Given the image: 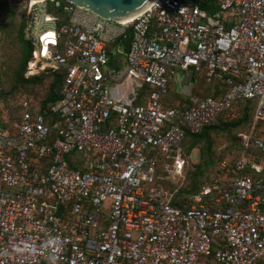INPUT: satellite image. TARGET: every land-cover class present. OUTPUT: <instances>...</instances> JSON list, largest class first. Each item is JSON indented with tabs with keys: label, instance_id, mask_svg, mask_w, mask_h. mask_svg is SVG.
<instances>
[{
	"label": "built area",
	"instance_id": "2783aa9c",
	"mask_svg": "<svg viewBox=\"0 0 264 264\" xmlns=\"http://www.w3.org/2000/svg\"><path fill=\"white\" fill-rule=\"evenodd\" d=\"M24 7L26 78L63 84L0 127V264H264V166L249 157L264 153V0H154L122 23L65 0ZM177 71L228 89L169 108ZM129 80L153 89L145 104L116 96ZM240 101L257 110L235 165L192 195L156 186L159 170L186 180V132L237 119Z\"/></svg>",
	"mask_w": 264,
	"mask_h": 264
},
{
	"label": "trees",
	"instance_id": "16d2710c",
	"mask_svg": "<svg viewBox=\"0 0 264 264\" xmlns=\"http://www.w3.org/2000/svg\"><path fill=\"white\" fill-rule=\"evenodd\" d=\"M25 0H0V103L6 102L9 96L17 95L21 92L30 91L36 86L42 85L47 81H51L46 97L40 102L41 108H46L52 103L58 101L55 95L57 87L63 84V76L61 73L57 74H41L36 77L26 78L28 70V63L32 59V46L25 38L26 27V9L24 7ZM28 1V0H26ZM122 41H118L111 48H118ZM130 41H124V46L129 48ZM120 55L112 58V66L120 70L121 64L117 63ZM115 65V66H114ZM197 77V76H194ZM195 79V78H194ZM201 89L205 91L202 98L211 96L216 100L223 98L228 87L224 86V91H219V87L213 86L205 82L201 78ZM171 84V83H170ZM205 85L207 87H205ZM211 85V87H208ZM215 89V90H214ZM212 90L214 92L212 93ZM169 94V92H168ZM165 100L167 106L175 107L177 102L184 101L190 103L191 98L178 95L177 102L172 101L169 97ZM252 103L240 101L235 104L238 111V118L233 121L220 119L217 124L207 127L199 134H192L186 132V142L189 144V151L199 149L202 156V164L198 166V171H193L190 175V187L182 195H192L198 193L203 185L210 179L213 167L217 166L215 153L218 152L220 143H217L215 137L218 133L223 134L227 138V151L233 150V144L237 141V134L252 129L255 116L251 114L250 108ZM253 109V108H252ZM20 110V111H19ZM21 109H18V118ZM13 119L12 121H14ZM0 127H4V120H0ZM237 130V131H236ZM264 135V134H263ZM238 143V142H237ZM186 154V152H184ZM185 158L188 162V155ZM210 171H208L209 169ZM187 179V177H186ZM186 182V180H185Z\"/></svg>",
	"mask_w": 264,
	"mask_h": 264
},
{
	"label": "rangeland",
	"instance_id": "374dc122",
	"mask_svg": "<svg viewBox=\"0 0 264 264\" xmlns=\"http://www.w3.org/2000/svg\"><path fill=\"white\" fill-rule=\"evenodd\" d=\"M201 78L203 77L197 78V77H192L191 75L186 76L184 73L177 71L169 86V94L164 99L168 100L167 97H169L172 101L177 102L179 100L178 95H180L181 93H184L187 95L191 94V96L193 97H202L204 94H209V93H205L204 90H201V83L203 82L201 81ZM50 82L51 81H47L42 85L32 88L30 91L21 92L17 95L9 96L6 102L0 103V120L4 119V117L9 118L11 122H13L12 121L13 119H18L17 112H18V109L20 108V104L23 102L29 101L31 102V104L40 106V102H42V100L46 97L48 93ZM138 85H139V82L135 80H129L127 82H124V84L118 88H119V91L122 93V95L128 96L129 98H132L134 96V93H137L141 99V101L138 102L137 105H143L145 104L144 100L150 96L153 89H151L150 87H146L145 89L141 90V89H138ZM111 86L114 89L117 85H111ZM205 87L207 86L205 85ZM208 87H211V85H209ZM168 107L171 108L170 106ZM250 110H251L250 111L251 114L254 117L256 115L257 106L255 104L252 105ZM246 131L247 130L242 131V132H246ZM258 133L261 137L264 138V135H263L264 134V123H260L258 125ZM217 136L218 137H215L217 140V143L218 142L220 143L218 152L215 153V159L218 162L217 165H219L220 163H223L225 159L228 157L230 160V166L231 167L234 166L235 162L241 156L242 147L236 141V143L233 144V147H231L233 150L227 151V148L224 150L222 146L223 144L227 143L226 141H228V139L223 137V134L221 133H218ZM183 149H184V152H186V154L188 155V158L190 159L189 156L192 157V152L189 151V144L186 142V140L183 143ZM249 157L251 158L252 161L261 163L264 166V153L257 152V151H251ZM69 159L75 161V165H73L75 169L80 168L81 167L80 165H83L84 163L83 156H78L76 152L72 153ZM197 160H202L201 152L199 151V149H198V152H193V157L190 159V163H187L186 165V173H185V176L187 177L186 182L179 181L177 182V184H175L173 181L166 180L165 178L167 175L165 173H162L161 170H159L156 186L158 187L163 186L168 190H171V189L175 190L176 188L179 187L181 189V193H184L187 190V188L190 187V184H189L190 175L193 173V171H198V166L202 164L201 162L193 163V161H197ZM213 168L210 167L208 171H210ZM224 178H227V177H224Z\"/></svg>",
	"mask_w": 264,
	"mask_h": 264
},
{
	"label": "water",
	"instance_id": "95a60500",
	"mask_svg": "<svg viewBox=\"0 0 264 264\" xmlns=\"http://www.w3.org/2000/svg\"><path fill=\"white\" fill-rule=\"evenodd\" d=\"M44 1V0H30ZM80 8L90 10L99 17L122 23L144 12L154 0H65ZM232 10L230 13H233Z\"/></svg>",
	"mask_w": 264,
	"mask_h": 264
},
{
	"label": "crops",
	"instance_id": "0c3cea01",
	"mask_svg": "<svg viewBox=\"0 0 264 264\" xmlns=\"http://www.w3.org/2000/svg\"><path fill=\"white\" fill-rule=\"evenodd\" d=\"M200 77H202V76H199V77H197V78H200ZM203 79L205 80V78L203 77ZM206 82V81H205ZM207 83V82H206ZM209 84V83H208ZM213 87H215L216 85L214 84H211ZM120 87V86H119ZM202 90V89H201ZM215 90V89H214ZM214 90H212V93L214 92ZM115 94H116V96L118 97V98H121V96H122V93L119 91V88L118 87H116V91H115ZM180 95H182V96H184V97H186V96H188V98H191V94L190 95H187V94H184V93H181ZM164 101H165V99H164ZM190 105V103H185L184 101H179V102H177V104H176V106H183V107H188ZM175 106V107H176ZM200 151V150H199ZM193 152H198V149H196V150H193ZM193 152H192V157H193ZM190 157V159L192 158L191 156H189ZM200 162H202V160H197V161H193V163H200ZM190 163V162H189Z\"/></svg>",
	"mask_w": 264,
	"mask_h": 264
},
{
	"label": "clouds",
	"instance_id": "9594fccd",
	"mask_svg": "<svg viewBox=\"0 0 264 264\" xmlns=\"http://www.w3.org/2000/svg\"><path fill=\"white\" fill-rule=\"evenodd\" d=\"M28 1H30V0H28ZM25 2H26V1H25ZM25 2H24V3H25Z\"/></svg>",
	"mask_w": 264,
	"mask_h": 264
},
{
	"label": "snow or ice",
	"instance_id": "6c2138e0",
	"mask_svg": "<svg viewBox=\"0 0 264 264\" xmlns=\"http://www.w3.org/2000/svg\"><path fill=\"white\" fill-rule=\"evenodd\" d=\"M45 39H47V37Z\"/></svg>",
	"mask_w": 264,
	"mask_h": 264
}]
</instances>
